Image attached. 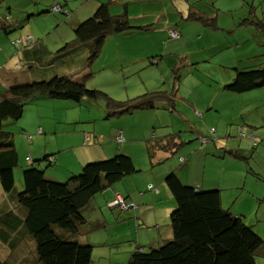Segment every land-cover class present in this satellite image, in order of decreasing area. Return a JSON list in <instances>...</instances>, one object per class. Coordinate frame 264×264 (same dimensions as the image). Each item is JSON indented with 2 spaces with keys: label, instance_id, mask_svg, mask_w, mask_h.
Segmentation results:
<instances>
[{
  "label": "rangeland",
  "instance_id": "rangeland-1",
  "mask_svg": "<svg viewBox=\"0 0 264 264\" xmlns=\"http://www.w3.org/2000/svg\"><path fill=\"white\" fill-rule=\"evenodd\" d=\"M34 1L36 0H0V92L5 85L31 81V65L36 64L31 60L24 61L21 57L18 46H14L12 44V40L27 34H33V38H41L44 40V43L48 45L49 49L54 51L64 45V42H67L74 37L73 28L71 26L73 17L68 18L70 17L71 12L70 15L66 17L64 14L67 13L66 10L61 9L60 11L55 12L49 9L54 3H59L61 8H64L63 0H40V8L42 6L43 7L41 9L39 8L40 10L37 11L35 10V7L32 6ZM256 1H259L258 3H260L255 4L256 8L259 6L263 10L262 13L264 15V8L262 7L264 6V0ZM76 5V2L73 3L72 6H70V9H74ZM74 12L75 13L73 14L75 15L79 14L80 8H76ZM6 15L9 16V21L18 23V25L14 28L9 27L7 32L1 28V24L2 22L4 23ZM61 21L63 22L61 23ZM77 21L79 22L81 20ZM237 35H243V39H247L243 42L245 43L243 51H260V47H255L256 44L254 43V39L250 38L249 32L246 29H240L237 31ZM63 39L66 40L63 41ZM194 45H196L195 42L190 44V48L188 49L190 52L193 51L191 46ZM261 48L263 51L261 54H258L251 60L247 59L248 61L245 62L250 63L249 65L254 67H263L264 48ZM171 59L175 62H180L178 57L168 55L166 56V60L163 62L174 64ZM20 60L24 63L20 64ZM82 60L83 58L79 57L72 58V62L67 59L66 62L63 61L60 64L54 65L53 70L60 71L59 73H63L62 75H67L73 80H79L81 74L84 72L81 68ZM218 63L219 60L217 55H214L210 56L209 59H205L204 57V59L200 60L199 63L190 64H193V72L205 77L206 71L201 70L199 65L204 66L207 69L209 68V70L215 73L214 68ZM90 68L94 71L92 75L93 77L91 76L85 81V86L88 88L99 89L107 93L115 100L130 99L150 90H165V88H153L155 87L152 83L153 79H161L159 72L156 74L150 73L147 80L140 79V75L138 74L130 75L122 79L119 78V75L108 74L107 70L95 66L94 63H92ZM107 69L112 70L110 68ZM182 69V73L185 75L182 77L183 84L187 83L195 85L201 96H208L212 94L213 98L216 93H219V97H217L214 103L218 105L220 111H215V108H213L210 110L212 113L207 115L204 111L205 108H200L202 109L201 113L204 114L203 117L191 115L189 110L179 101L175 110L178 109L188 113L189 122L185 121L182 117L183 114H178L173 111L171 113L173 115L166 117L165 120H162L159 123H155V113H153V115H147L146 113L150 112L151 109H137L130 113H121L105 117V113H107L106 107L104 102L100 99H81L80 101H74L71 99L51 98L41 95L30 98L24 103L22 113L18 119H6L2 121V130L11 135L14 148L17 152L18 162L13 168V178L21 176V162L25 160V156L29 154L35 155V157L39 159L37 162L39 169L43 171H47L48 169L50 170V168H53L55 164L52 163L48 166L44 155L54 153L59 147H63L65 145H74L76 148H79V144L83 142L85 135L90 138L91 136L97 135L103 136L104 141L102 143L95 144H106L109 148L115 147L117 149V153L119 147L127 145V150H123V152L120 153L131 156L135 166V171L131 173V175L124 177L125 179H123V182L129 180L128 178L130 177H134L135 184L132 186H137V188H127L126 186V189H130L129 191L134 189L133 191L135 192L138 191L140 187L145 189V182L151 181L154 187L160 189L162 186L166 192L169 193V190L164 182V176L169 172H175L177 175H181V178L185 181L183 183L185 184L188 182L187 185L192 186L194 185L195 178H205L206 175L209 174H212L218 180L221 177V169L219 168L220 164L214 158L226 155V157H228L226 160L229 163L228 168H231L232 166L230 163L238 164L243 168L244 172L242 175H238V173H236L237 177L233 180L237 181L235 186L230 185L233 181L224 178L222 183L218 184V186H209L205 189H219L221 205L223 208H228L233 217L237 214L240 215L241 219L247 225H250L257 235L263 237L264 171L261 172L257 170L256 166H258V163L261 162L264 150H251V145L249 144L246 160L243 158L233 159V157L231 155L229 156V153L226 151V148L228 147L221 143L224 142V140L227 141L228 128L231 129L230 137L233 139L236 136L235 131H238L240 126L248 129L247 126L240 123H250L246 120V118L253 121L257 118L255 111L249 110L254 105L248 102L245 106H241L239 98L243 92L235 93L227 91L226 94H229L228 97L223 98L222 91L216 92L215 90L212 92L203 84L198 83L196 79L191 77L192 75L189 74L190 70L188 66L184 68L182 67ZM98 72L100 73L97 74ZM161 73L164 77L165 74H170V72L164 70L163 72L161 71ZM221 73H224L222 68ZM214 78L215 77H213V80ZM107 79L108 81H106ZM113 80L117 81L115 82ZM135 80H139L137 88L133 85ZM93 82L99 86L96 84L93 85ZM117 82L118 85H120L118 86L119 88H115L117 87ZM143 82L150 84L144 85ZM165 85L166 84L163 80L160 87H165ZM215 86L216 85L214 84L213 87L216 88ZM263 86L264 85L252 90H259ZM140 87H142V90H138ZM149 87H151V89L148 90L147 88ZM170 88L171 87L169 86L168 89ZM262 90H264V87ZM112 92L118 93L120 96L115 97ZM238 106L243 112L238 110ZM155 110H161L159 112L165 114V110L161 107L155 108ZM90 111H95L98 116H87V113ZM123 128L127 129L131 138L130 140H127L124 135L125 138L122 141L117 142L114 139L115 135ZM170 131H179V139L182 141V144L177 149L174 150V147H171V152L160 146L165 141L164 138L170 133ZM80 135L82 136L80 137ZM203 135L204 137H202ZM234 140V142H237L239 138L236 137ZM259 143L260 145H264L263 142ZM76 148L68 147L60 152H63L61 153L62 156L71 157L75 155L73 150H78ZM112 155L113 154H110L109 157H112ZM260 155H262V157ZM180 156L184 158V162H180ZM189 163L191 165H189ZM186 173H188L189 180L185 177ZM254 173H259V175L257 174V176H255ZM258 176H260V178H258ZM123 182L121 181L120 183ZM21 184H18L17 179L14 178V187L17 191L22 189ZM116 184L117 183H114V185ZM117 187H119V185H117ZM123 187H125V185H121L120 188L123 189ZM151 192H153V190L145 191V194ZM100 194H102V191L94 195L95 197H98V200L100 201L91 202L82 210V214L89 218H86L87 220L84 223H80V225L77 226L78 233L69 238L78 240L80 234L84 243L86 238H90L89 241L92 245V260L90 264H121L123 262L121 260L124 259L125 261L122 264H125L129 258L130 252L136 246L131 238L128 237L126 226L114 227L118 225L119 222H127V220L124 219L125 214L120 212L117 207H107V201L104 202L102 200L101 202L99 196ZM5 203H7V201H5ZM2 204H4V202L2 201L1 195L0 208ZM12 205L16 207L19 204L12 201ZM20 211L21 213L23 212L22 210ZM20 211L18 210L16 214H20ZM100 212H106V214L110 215L111 222L113 223L106 226L107 223L103 224L102 220H100L101 223L96 224L95 218L101 219L102 217ZM153 224L154 223H146V226L151 228ZM139 225L143 224L140 222ZM135 231L136 229H133L134 233ZM118 233L121 235L125 233L127 236H122L118 249H115L117 251H114L112 247L114 246L113 243L102 244L103 239L109 236L115 237ZM19 236L18 241L19 243L23 241L20 243L23 244V246H19L20 249L17 251V253H19V255H17L18 259L26 257L23 264H32L33 259L30 252H32L34 242L30 237H27L28 235L26 233H19ZM149 247V245L146 246L147 249ZM3 248L4 246L0 244V258H3L6 255V251L3 252ZM27 254L28 263L26 262ZM255 262L256 264H264V257L256 256Z\"/></svg>",
  "mask_w": 264,
  "mask_h": 264
},
{
  "label": "trees",
  "instance_id": "trees-1",
  "mask_svg": "<svg viewBox=\"0 0 264 264\" xmlns=\"http://www.w3.org/2000/svg\"><path fill=\"white\" fill-rule=\"evenodd\" d=\"M8 18L6 15L1 24L5 32L9 27L18 25ZM185 19L198 20L205 26H215V20L203 16L201 12L189 11ZM244 21L264 36V18H245ZM131 28L144 26L131 23L125 10L113 14L109 11L108 2H99L91 15L74 25V37L54 51L46 47L41 38L35 39L32 36L31 41L20 44H13L12 40L19 51L26 46H35L34 65L53 71L54 65L66 62L67 59L72 62V58L79 57L83 58L81 68L84 72L79 80L57 72L52 73L48 79L31 77V81L3 86L0 92V188L6 195L0 208V244L8 250V254L0 258V264H23L25 261V258L18 259L17 256L18 249L23 245L20 244L23 241H18L19 233H26L35 239V250L30 254L36 260L33 259L32 264H90L92 245L66 239L77 234V226L86 221L82 210L91 197L102 191L104 185L100 178L108 186L133 173L135 166L132 158L116 153L112 157L97 160L92 165L100 178L84 174L86 165L81 173L73 175L65 183L47 180L43 170L37 167L24 170L23 187L17 191L13 179L17 153L11 135L2 130V121L18 119L24 103L37 95L74 101L100 99L105 104L107 116L130 113L137 109H170L174 104V85L170 89L150 90L125 100H115L99 89L85 86V81L94 73L90 66L98 57L105 37ZM171 29L176 28L168 30L169 37ZM179 36L178 31V36L171 38ZM171 71L172 83H176L178 68H171ZM262 85L264 66L248 65L235 68L233 79L223 87L241 93ZM197 113L200 115V112ZM240 128L245 132L244 135L239 133ZM254 128L255 131L257 128ZM239 129L238 135L251 137L253 145L264 140V135L255 138L243 126ZM164 140L160 146L170 152L171 147L175 150L182 144L179 133L175 138L167 135ZM179 160L183 162L184 159L180 156ZM47 162L50 165V160ZM164 182L174 200L169 214L171 237L148 249L136 245L125 264H256V256L264 257V236L257 235L240 215L233 217L228 208H223L219 189L201 190L184 184L175 172L166 174ZM151 185V188L148 185L146 187L155 190ZM12 201L19 205L14 207ZM108 202L107 207L112 208ZM18 210L23 212L16 214Z\"/></svg>",
  "mask_w": 264,
  "mask_h": 264
},
{
  "label": "crops",
  "instance_id": "crops-1",
  "mask_svg": "<svg viewBox=\"0 0 264 264\" xmlns=\"http://www.w3.org/2000/svg\"><path fill=\"white\" fill-rule=\"evenodd\" d=\"M64 1V8L60 7V10H66L67 13H64L66 17L71 18L73 20L71 22L72 28L76 23L77 20H82L89 15H91L98 5L99 2H108L109 3V11L113 14L121 13L124 10L127 13V16L131 23L134 25L144 26V28H131L119 33L109 34L105 37L101 50L99 52L98 57L93 62L95 66L100 67L101 69L107 70V73L112 75H119V78H126L130 75L138 74L140 75V79L147 80L150 73H157L159 72L161 79H153L152 83L155 85L153 88L158 89H168L169 86L175 90V97H174V104L171 106L169 110L163 109L165 114L159 112L161 110H155V108H146L151 109L150 112H146L147 115H153L155 113V123H159L162 120H165L166 117L173 115L171 114L173 111L177 112L178 114H183V118L185 121L189 122V114L185 111H180L178 109L175 110L177 103H180L185 106L191 115H198L197 112H200V117H203L204 114L201 113L200 108H205L204 111L207 115L212 113L213 108L215 111H220L218 105L214 103L217 97H219V93L215 94L212 98V94L208 96H201L198 93L197 88L195 85L187 84L182 82V77L185 75L182 73V67H189V74H191L194 79L198 83L203 84L209 90L214 92H221L222 97L226 98L229 94H226L228 90L224 89V85L231 81L235 74V68H242L248 66L250 63H246L245 61L251 60L255 58L258 54H261L262 48H264V36L257 32L253 26L244 21L245 18H264L263 10L258 6L256 8L255 4H260L256 0H63ZM77 3L74 9H70L73 3ZM40 0H36L33 2L35 10H40ZM47 6V5H44ZM264 8V6H262ZM40 8V9H39ZM80 8L79 14L75 13V9ZM189 11H196L203 13V16L210 17L215 20V26H205L198 20H188L185 19L187 13ZM74 15V16H73ZM59 20V19H58ZM60 21V20H59ZM63 21H61L62 23ZM80 22V21H79ZM170 28L178 29L180 36L178 38H171L168 35V30ZM246 29L249 32L250 38L254 39V43L256 44L255 47H260V51H243L245 43H243L247 39H243V35H237V31L240 29ZM25 36H33V34H27ZM24 37V36H22ZM34 37V36H33ZM249 38V39H250ZM66 39H63V41ZM44 42V40H42ZM196 43V45L191 46L193 49L190 52L188 49L190 48V44ZM46 47L48 45L45 43ZM34 48L35 46H26L23 50H20L21 57L24 61H34ZM49 48V47H48ZM84 54V52H83ZM173 56L178 57L180 62H175L171 59L174 64L163 62L166 60V56ZM217 55L219 63L215 66V73H213L209 68L207 69L204 66L199 65L201 70L206 71V76H202L196 72H193L194 67L193 64L190 63H199L200 60L209 59L210 56ZM248 59V60H247ZM168 60V59H167ZM170 61V60H168ZM24 62L20 60V64ZM218 65V67H217ZM35 66V67H34ZM31 68V74L33 79H48L52 76V73H59V71H52V69H46L41 66L34 65ZM112 70H109L107 68ZM168 68V69H167ZM171 68L174 70L178 68L176 75L178 76V81L172 83V74ZM224 72L223 74L221 73ZM168 71L170 74H165V77L161 73V71ZM109 71V72H108ZM98 72L97 74H99ZM224 75V76H222ZM93 77V76H92ZM95 77V76H94ZM213 77L214 80H213ZM165 82V87H160ZM108 81V79L106 80ZM117 81V80H113ZM112 81V82H113ZM110 82V83H112ZM144 85H149L150 83L143 82ZM93 85L96 83H92ZM216 85L214 88L213 85ZM222 84V85H221ZM99 86L98 84H96ZM114 85V84H113ZM117 87L118 82H117ZM133 85L137 88L139 85V80H135ZM221 85V87H220ZM6 86V85H5ZM264 87V86H263ZM260 88L259 90H250L243 92L240 96L239 101L241 106H245L248 102L253 104L254 106L251 107L249 110H254L257 118L253 121L249 118H246L250 123H240L244 124L248 127L245 128L247 131H251L255 138H260L264 135V90ZM107 89V88H106ZM148 90L151 87L147 88ZM138 90H142L140 87ZM109 91V90H108ZM111 92V91H110ZM144 93V92H143ZM112 94L116 97H119L120 94L113 93ZM256 108V109H255ZM154 109V110H152ZM145 110V109H143ZM209 110V111H208ZM238 110L240 111V107L238 106ZM248 110V111H249ZM155 111V112H154ZM245 111V110H244ZM241 112H243L241 110ZM170 113V114H169ZM87 116H98L95 111L88 112ZM105 117L107 113H105ZM254 122V124H253ZM254 127L257 129L254 131ZM253 130V131H252ZM121 131L122 136L130 140V135L127 132L126 128H123ZM179 131H170L168 135H173L174 138ZM117 134V133H116ZM228 134V137H227ZM227 141L221 142L226 148V151L231 155L233 159L235 158H243L247 159L246 155L248 154V146L251 145V150H264V145H260V143L253 145L251 137L247 136H239L237 130L235 131L234 139L239 138L237 142L231 138V129H227ZM125 135V136H124ZM82 135H80L81 137ZM86 136V135H85ZM84 136L83 142L79 144V148H76L74 145H65L63 147H59L56 152L51 154H45L46 161L50 160V165L54 163L55 165L53 168L48 169L47 171H43V175L47 180L54 181L56 183H65L67 182L73 175H77L81 173L82 168L87 165L84 169V174H89L91 176L97 175L95 172V167L92 165L93 162L108 158L110 154L115 155L117 153V149L114 147L109 148L108 145H96L94 137L91 136L90 140H86ZM89 137V136H88ZM167 135L165 136V138ZM164 138V139H165ZM229 138V140H228ZM262 138V137H261ZM104 141V137H103ZM230 141V142H229ZM205 142V141H201ZM220 142V141H219ZM260 142L264 143V140ZM74 146V147H72ZM100 146V147H99ZM126 146L119 147L118 153L123 152V150H127ZM76 148L78 150L74 151V156H62L60 152L65 148ZM250 152V151H249ZM17 153V152H16ZM31 153V152H30ZM124 154V153H123ZM233 154H236L235 156ZM112 155V156H113ZM127 155V154H126ZM262 157V155H260ZM50 157V158H49ZM64 157V158H63ZM131 157V156H130ZM226 155H222L219 158H214L220 164L221 169V177L217 180L212 174L206 175L205 178L194 180V187H197L201 190H207L205 188L209 186H218L221 184L224 178H227L231 181L234 180L235 177L238 175H242L244 172L243 168L238 164L230 163L231 168H228V162ZM22 159V157H21ZM184 159V158H183ZM38 158L35 155H27L25 156V160L21 162L22 165V172L24 170H28L31 168H39L38 165ZM133 160V159H132ZM18 162V158H17ZM184 162V160H183ZM37 163V164H35ZM24 164V165H23ZM48 164V162H47ZM189 165H191L189 163ZM261 165V166H260ZM264 155L261 158V162L258 163L256 166L257 170L263 172L264 171ZM49 166V165H48ZM183 174L182 172H180ZM253 173V172H252ZM226 174V175H225ZM259 175V173H254L255 176ZM131 175V174H129ZM126 175L125 177L129 176ZM179 179L182 182L183 179L181 175L178 174ZM187 179L188 173L185 176ZM17 179L18 184H21L23 187V174L20 177H14ZM13 178V179H14ZM124 177L120 182L124 181ZM126 182L117 183L116 185L111 184L106 186L103 180L100 181L102 185H104L102 189V194H100L101 202L110 201L115 194L121 195L123 198L127 199L129 202H134L136 205L135 208L123 212L124 219L127 220L123 222H119L118 225L114 226L121 227L126 226L128 237L135 243V245L144 246L146 248L147 245L155 247L160 244L164 239L171 237V229L169 227V214L174 206V200L170 194V192H166V190L161 186L160 189L154 187L155 190L153 192L145 194V191H149L152 189H148L146 186L148 184H152L151 181L145 182V189L140 187L138 191H133L134 189H126L127 188H137V186L133 187L132 185L135 184V178L130 177ZM189 180V179H188ZM69 181L68 183H70ZM237 181H233L230 185H234ZM185 184H188L185 183ZM119 185V187H117ZM121 185H125L123 189H121ZM212 188H220V187H212ZM148 189V190H147ZM20 191V190H19ZM145 194V195H144ZM2 195V201H4L6 195L5 192L0 188V196ZM98 200V197H91L86 207L91 203ZM85 207V208H86ZM113 213V212H112ZM102 216L101 219L95 218L96 224H100V220L102 223H107L106 226H109L113 222H111L110 215L106 214V212H100ZM238 215V214H237ZM84 216V215H83ZM117 216V214H116ZM86 218L89 217H85ZM135 220V221H134ZM139 221V222H137ZM143 225H139V223ZM146 223H154L151 228L146 226ZM133 229L135 233L133 232ZM133 233V235H132ZM65 235V234H63ZM122 236H127L125 233L121 235L120 233L116 234L115 237H107L103 239L102 244L110 243L114 246L115 249H118L120 245V241ZM30 237L34 242V247L32 248L35 250V239ZM134 238V240H133ZM69 241H76L82 244H90V238H86L85 243L83 242L82 236L79 234L78 240L77 239H66ZM20 245V244H19ZM23 246V245H22ZM6 251V255L8 254V250L6 247L3 248V252ZM4 254V253H3ZM5 255V256H6ZM26 258V257H25ZM23 259V258H22ZM36 260V258H33ZM92 260V254H91ZM121 261H125L121 260ZM28 263V257L27 261ZM122 262V263H123ZM127 262V261H126ZM125 262V263H126ZM91 263V262H90ZM121 263V264H122Z\"/></svg>",
  "mask_w": 264,
  "mask_h": 264
},
{
  "label": "built area",
  "instance_id": "built-area-1",
  "mask_svg": "<svg viewBox=\"0 0 264 264\" xmlns=\"http://www.w3.org/2000/svg\"><path fill=\"white\" fill-rule=\"evenodd\" d=\"M51 10L52 11H60V7L57 4H53L51 6ZM169 34L171 37H177L178 36V31L175 29H171L169 31ZM31 41L32 40V36H24V37H18L16 39L13 40V44H20V43H25L27 41ZM239 133L241 135H244V131L242 130V128L239 129ZM91 138L86 136V140H90ZM117 142L122 141L124 138L121 134V131H118L117 134L115 135L114 138ZM94 140L98 143L103 141V137L101 135H97L94 137ZM50 158V157H49ZM51 160V159H50ZM151 184H148V188H151ZM108 205L110 207H117L119 208L120 211H125V210H130L135 208V204L134 202H129L127 199L123 198L121 195L119 194H115L114 197L108 202Z\"/></svg>",
  "mask_w": 264,
  "mask_h": 264
}]
</instances>
